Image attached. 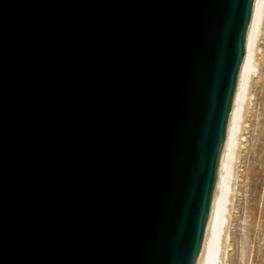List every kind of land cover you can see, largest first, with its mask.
Returning a JSON list of instances; mask_svg holds the SVG:
<instances>
[{
	"label": "water",
	"instance_id": "95a60500",
	"mask_svg": "<svg viewBox=\"0 0 264 264\" xmlns=\"http://www.w3.org/2000/svg\"><path fill=\"white\" fill-rule=\"evenodd\" d=\"M263 0H0V264H200Z\"/></svg>",
	"mask_w": 264,
	"mask_h": 264
},
{
	"label": "rangeland",
	"instance_id": "374dc122",
	"mask_svg": "<svg viewBox=\"0 0 264 264\" xmlns=\"http://www.w3.org/2000/svg\"><path fill=\"white\" fill-rule=\"evenodd\" d=\"M261 44L259 52L264 54V36ZM262 62L257 72V76L262 73L260 76L262 78L258 77L260 79L257 78V82L253 83L252 102L248 109L251 112L248 111L246 114L244 137H242L237 161L238 179H236V189L232 198L233 210L231 209L229 216L231 221L228 220L230 225L227 224L231 235H229V247L226 249V252L228 250L225 255L226 264H243V262L244 264H264V58ZM245 227H248L247 235H244ZM246 239L248 240L245 241ZM244 241L248 244L246 250L242 251V248H245Z\"/></svg>",
	"mask_w": 264,
	"mask_h": 264
},
{
	"label": "bare ground",
	"instance_id": "6f19581e",
	"mask_svg": "<svg viewBox=\"0 0 264 264\" xmlns=\"http://www.w3.org/2000/svg\"><path fill=\"white\" fill-rule=\"evenodd\" d=\"M263 36H264V0L262 1V5H261L259 17H258V22H257V26H256L254 38H253V43H252V47H251V51H250V55H249V59L247 63V68H246V72H245V76H244V80L242 84V89H241V93H240V97H239V101L237 105V110H236L232 130H231V135H230V139H229V143H228V147L226 151V156H225V160H224V164H223V168H222V172L220 176V181H219V185H218V189H217V193L215 197V202H214V206H213V210H212V214L210 218V223H209V227H208V231H207V235H206V239L204 243V248H203L200 264H226L225 255L228 252V250L226 252V249L229 247L228 241H229V235H231V232H229L230 231L229 226H227V224H229L228 220L231 221L229 219V216L231 215L230 213L233 210V208L231 207V204L233 200L232 199L233 193L236 189L235 188V183L237 181L236 179H238L237 178V161H238L239 153H240L239 150L242 145V137H244L243 131L245 130V124H246L245 121L247 117L246 114L248 113V111H250L248 110L249 104L252 102L251 101L252 95H253L252 88H254L253 83L255 81L257 82L258 79L262 78L260 77L262 76V73L260 74V76H257V72L260 69L262 59L264 58L263 57L264 54H260L259 52V50L262 47L261 41L263 39ZM250 167H252V165ZM248 169L250 170L251 168H248ZM240 207L242 206L240 205ZM248 210H249V207H248ZM238 216H239V213H238ZM245 228L246 230H245L244 235H247L248 233H246V231L248 227H245ZM247 240L248 239H246L245 241ZM245 241H244L245 248L243 247L242 251L243 249L246 250V246L248 244V243L246 244ZM243 256H241V258Z\"/></svg>",
	"mask_w": 264,
	"mask_h": 264
}]
</instances>
